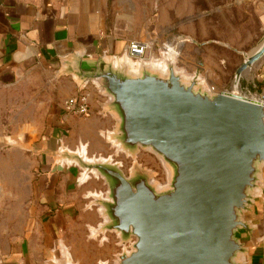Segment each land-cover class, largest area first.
<instances>
[{"label":"water","instance_id":"1","mask_svg":"<svg viewBox=\"0 0 264 264\" xmlns=\"http://www.w3.org/2000/svg\"><path fill=\"white\" fill-rule=\"evenodd\" d=\"M263 54L264 44L237 73ZM164 55L95 59L73 74L78 90L92 84L104 98L100 113L115 121L104 133L114 155L149 151L165 182L140 164L125 174L113 156L86 160L62 146L52 153L55 165L74 163L81 177L106 185L91 195L102 217L93 236L132 241L113 264H264V103L214 91L199 71L188 74ZM67 260L58 247L51 264Z\"/></svg>","mask_w":264,"mask_h":264},{"label":"crops","instance_id":"2","mask_svg":"<svg viewBox=\"0 0 264 264\" xmlns=\"http://www.w3.org/2000/svg\"><path fill=\"white\" fill-rule=\"evenodd\" d=\"M156 33L150 24H134L120 0H0V264H51L58 247L73 264H97L115 254L113 240H97L91 231L102 221L89 204L92 194L106 190L103 180L92 174L84 179L71 162L56 166L52 153L62 146L87 159L114 155L104 133L115 121L100 113V101L92 100L88 117L62 109L79 89L73 70L127 56L133 39L154 37L161 47ZM260 58L253 81L261 84L264 54ZM36 74L48 97L23 104L17 93L14 111L10 91ZM74 224L81 239L96 240L91 257L80 248L88 244L74 241ZM258 257L264 258V249Z\"/></svg>","mask_w":264,"mask_h":264},{"label":"rangeland","instance_id":"3","mask_svg":"<svg viewBox=\"0 0 264 264\" xmlns=\"http://www.w3.org/2000/svg\"><path fill=\"white\" fill-rule=\"evenodd\" d=\"M120 1L121 6L126 8L127 15L132 18L134 24L142 22V24H150L157 29L155 36L162 46L154 45V37H148L146 40L152 44L148 55L163 58L162 55L166 52L173 54L172 56L177 59V67L180 64L189 71L198 69L204 77L210 79L209 82L214 84L216 90L228 88L237 70L241 68L251 54L264 44V0ZM180 40L182 41L179 42ZM178 42L180 48H178ZM179 49H182L183 56L180 55ZM261 60L262 58H259L249 68L240 72L239 84L243 90L249 91L252 95L260 96V99L264 100V83L260 84L253 81V75L257 73ZM38 80L36 74V76H31L18 84L15 91H10L9 97L13 99L11 107L14 111H16L17 93H20L19 101L23 104L32 96L41 102L48 97L45 94V88L39 87ZM95 100L103 101L104 98L101 96ZM114 150L113 147L111 152L114 153ZM116 154L115 159L120 161V168L124 173L128 174L132 166L140 164L141 168L153 172L156 181L161 184L165 182L166 175L160 161L149 151L140 149L133 156L125 155L120 151ZM77 228L75 236L79 238H75L74 241L82 242L83 239L80 237L83 234L82 230L78 226ZM96 238L97 240L101 239L100 236ZM103 240L110 242L111 245L113 240L116 247L115 254L107 259L109 264H113L115 255L122 249L130 250V243L132 242L129 240L118 244L119 238L115 232H109ZM83 241L89 246L80 248L86 252L87 256L91 257L94 245L97 244L96 240L92 238ZM87 251L90 253L88 254ZM67 257L68 264H73L68 253Z\"/></svg>","mask_w":264,"mask_h":264},{"label":"built area","instance_id":"4","mask_svg":"<svg viewBox=\"0 0 264 264\" xmlns=\"http://www.w3.org/2000/svg\"><path fill=\"white\" fill-rule=\"evenodd\" d=\"M151 45L152 44H150L148 40H130L126 46V55L134 62L137 60L158 59L156 57H151L150 55H148V51L151 48ZM240 79L241 74L236 73L234 74L233 81L228 88L216 90L214 86L211 85V89L222 93L242 96L252 100L264 101L260 99V96L252 95L249 91L243 90V88L239 84ZM100 97L101 95L98 93V90L92 84H88L74 94H71L67 98H65L62 103V109L64 110V112L77 117H88L91 114L92 100ZM113 158L115 160L114 155Z\"/></svg>","mask_w":264,"mask_h":264},{"label":"bare ground","instance_id":"5","mask_svg":"<svg viewBox=\"0 0 264 264\" xmlns=\"http://www.w3.org/2000/svg\"><path fill=\"white\" fill-rule=\"evenodd\" d=\"M261 47V46H260ZM255 53V52H254ZM252 55V54H251ZM250 55V56H251ZM162 69H164V66L162 65V67H161ZM257 101H259V100H257ZM260 102H262V103H264L263 101H260ZM84 156V155H83ZM85 158V157H84ZM86 160H89V159H87V158H85Z\"/></svg>","mask_w":264,"mask_h":264}]
</instances>
